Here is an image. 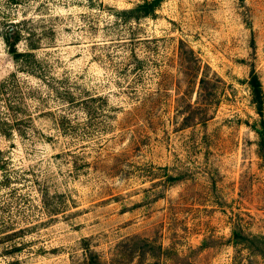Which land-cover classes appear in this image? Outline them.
I'll return each mask as SVG.
<instances>
[{
	"label": "rangeland",
	"instance_id": "1",
	"mask_svg": "<svg viewBox=\"0 0 264 264\" xmlns=\"http://www.w3.org/2000/svg\"><path fill=\"white\" fill-rule=\"evenodd\" d=\"M142 1L0 0V264H264V0Z\"/></svg>",
	"mask_w": 264,
	"mask_h": 264
},
{
	"label": "trees",
	"instance_id": "2",
	"mask_svg": "<svg viewBox=\"0 0 264 264\" xmlns=\"http://www.w3.org/2000/svg\"><path fill=\"white\" fill-rule=\"evenodd\" d=\"M163 1L164 0H143L142 2L137 3L132 8L120 10L118 12V15L125 16V20H129L131 18L139 19L141 17L152 16L155 13V10ZM4 39L8 44L9 50L13 54L15 60L25 55L23 53L17 52L15 48V44L19 39L18 32H8L4 36ZM180 49V51H182V47ZM189 51H191V49H189ZM180 54L182 55V52ZM182 57L184 56L182 55ZM209 82L210 80L206 78V75H202L199 79L200 91H203V89L207 90ZM246 83L249 89L250 102L253 105L254 111L258 116L257 124L254 128V131L258 138V154L264 164V92L261 81L254 68L250 70Z\"/></svg>",
	"mask_w": 264,
	"mask_h": 264
}]
</instances>
